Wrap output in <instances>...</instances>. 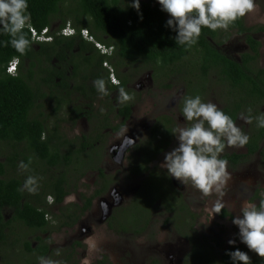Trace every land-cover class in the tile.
Returning a JSON list of instances; mask_svg holds the SVG:
<instances>
[{
	"label": "flooded vegetation",
	"instance_id": "obj_1",
	"mask_svg": "<svg viewBox=\"0 0 264 264\" xmlns=\"http://www.w3.org/2000/svg\"><path fill=\"white\" fill-rule=\"evenodd\" d=\"M63 19L54 18L50 26L49 33L53 36V40L48 44L56 47L54 49L51 47L41 48L40 45L34 44V54L31 53L30 57L20 58L17 73L18 76L21 74L28 76L35 88L36 103L56 105L55 114H51V116L57 118V124L55 123L54 128H48L44 131V141H47L49 137L51 143H57L60 137L64 143L73 134L75 139L70 138L69 141H74L73 145L76 148L80 146L79 142L81 141L89 154V156L86 154L84 159L87 164L83 165V168H79L83 171L84 176L78 175L77 188L73 189L59 206H48L51 213H54L52 210L55 209L60 223L56 222L51 214H47L50 217V219H45L47 223H52V226L55 227L65 221H69L70 224L62 226L52 233L49 232L44 235L41 232L34 233V236L48 239L49 254L47 257L60 260L63 264H78L76 259L80 260V258L85 257L86 251H81V248L85 244L83 240L87 235L92 234V229L86 228L87 225L83 223L82 219L86 214L92 212L95 201L99 199L101 213L100 217L95 219L99 226H107L110 230L115 229L114 232L116 233L124 231L133 235V232L139 233L147 227L153 229L155 226L158 227L160 216H162L161 225L169 227L177 237V241L169 245H162V247L149 249L146 252L142 251L139 254H131L129 258L124 255L125 264H232L231 258L226 253L235 251L237 248L247 252L252 264H264V259L249 251L239 238L234 246H223V241L220 240L221 231L224 229L223 224L231 219L234 214L240 213L244 202L258 205L259 201L264 199V137L261 134L262 128L257 127L255 119L251 124L244 122L245 126H240L250 137L249 143L244 146L246 152L239 154L232 148H226L221 154L223 159L224 156L230 157L227 159L228 171L235 174L223 197L226 204L225 208L220 214L214 215L210 222L202 223L201 218L200 223L198 210L203 217L206 206L209 203L212 209V204L217 199V195L204 196L192 186L190 181L181 183L169 176L165 169L160 168V164L164 162L165 154L171 151L174 146H178L175 137L178 135L176 131L178 125H188L180 108L184 98L199 95L203 100L206 94L207 97L209 93L215 94V90L212 88L214 86L207 80H189L188 84L191 87H186L185 93L184 91L181 92L178 97L176 95L172 98L168 97V110L165 112L159 108L155 112L157 115L153 120L148 121L150 114L144 111L143 96L140 97V95L149 93L150 90L151 94L155 95L152 93L155 90L152 89L156 86L158 88L156 82H161L162 78L175 74V72L168 70L164 73L158 71L159 68L153 69L146 67L143 62L136 63L131 58H124L117 45L112 44L108 36L103 35L101 41L104 43H101L96 33L92 35L91 31L89 33L94 41L114 49L111 56L102 55L92 42L86 41L79 33L71 37L76 40L75 45L66 48L65 43L59 42V40L65 41L59 35ZM68 23L72 26L71 22ZM259 28L261 27L254 28L250 33L259 44V56L252 61L251 65L254 70H264V67L259 65L261 43L255 38L257 33L264 32L257 31ZM232 34L239 35L232 32L230 36ZM239 36L248 46V51L245 53H250L251 48L247 44L245 36ZM68 40L72 39L68 37ZM219 47L217 49L223 53ZM254 54L252 52V55ZM242 56L239 60L226 57L241 62ZM32 63H34V67L32 74L29 75L28 71L31 69ZM109 67L116 79L120 81L119 85L111 83ZM98 78H103L107 82V89L110 93L108 96L101 97L94 87L93 81ZM195 83H197V87ZM217 85L224 86L221 93L220 86L218 89L225 102L219 108L229 116L234 113L236 117L233 120L236 121L237 125L241 122L239 117L242 113L248 115V109H251L253 117L264 114L263 96L253 95L254 97L250 98L243 95L244 99H241L240 93L242 92L231 88L228 84L218 83ZM121 86L134 97L132 101L124 104L118 102V91ZM239 105L240 108L235 113L234 108H238ZM177 116H180V119ZM60 118H66L70 124L75 123L78 127L73 130L69 128L65 130L58 122ZM30 119L47 122L45 118H33L31 115ZM253 142L258 144L257 148L254 147V151L253 147H250ZM236 155H242V157L232 159ZM253 157H257V161H253ZM2 161L0 159V162ZM118 171H120L119 175ZM40 172L39 177L47 171L42 170ZM135 175L141 176V178H137L140 179V184L132 192L130 205L121 208L122 201L119 200L117 193V179L121 178V182L125 179L128 181ZM88 176L95 178L92 183L95 189L86 195L80 190V182ZM245 181H250V183H244ZM73 193L77 194L76 201L66 203L65 200ZM188 193L193 195L195 193L197 197L190 198L187 196ZM199 194L203 197L198 198ZM50 196L53 198L54 204L55 199L52 195H48L45 202ZM156 203L161 208L156 212L154 210L149 221L151 207ZM133 205H137L139 211L131 220L132 223L128 224L129 220L125 214L131 212ZM4 215L6 219L10 218L9 212L6 211ZM72 221L74 222L72 223ZM75 230V237L64 246L58 245L51 238L56 233ZM9 231L7 230V232ZM187 232L190 235H187ZM204 235L210 237L211 240L205 241ZM198 238L201 239L198 240ZM9 242L0 243V250L5 247V243L11 244ZM36 246L37 243L34 242L33 247ZM58 249L61 253L59 256L56 255ZM110 251L116 254V250L111 249ZM98 257H101V260L95 258L96 261L92 263L103 264L105 258L111 260L109 255ZM18 258H11L8 262L12 261L10 264L19 263L21 261H18Z\"/></svg>",
	"mask_w": 264,
	"mask_h": 264
},
{
	"label": "trees",
	"instance_id": "obj_2",
	"mask_svg": "<svg viewBox=\"0 0 264 264\" xmlns=\"http://www.w3.org/2000/svg\"><path fill=\"white\" fill-rule=\"evenodd\" d=\"M127 1L133 3V0H27V3L32 28L38 33L50 28L54 18H64L59 30L71 22L79 32L86 29L92 35L96 33L101 43H104L101 40L106 35L112 44L117 45L124 58H131L136 63L143 62L146 67L159 68L158 71L164 73L168 70L175 73L186 72L196 81H206L207 76L213 75L218 83L228 84L242 92L241 99H244L243 95L250 98L253 95L264 97V70H254L251 67L252 61L259 56V44L250 35L253 28L245 26L244 17L228 30L212 31L202 28L197 44L187 49L175 42L177 33L166 26V12L159 5L140 2V9L137 11ZM257 31H264V27ZM25 32L31 45L24 55L17 53L10 43L5 46L11 37L0 32V156L3 160L0 162V243H11H5L3 247L7 260L20 257L24 259L18 258L21 264H39V257H47L49 254L48 239L35 236L37 246L33 247V242L29 240L30 232H41L44 235L70 224L65 221L55 227L46 222L47 214H51L56 222L60 219L56 213H51L45 198L48 195L54 196V206H59L77 188L78 175L83 172L79 168L87 164L84 159L88 151L81 141H78L80 146L77 148L73 145L74 141L67 140L63 143L60 137L57 143H51L49 137L44 141L43 133L50 128L49 124L30 119L32 111L39 107L35 101V88L28 76L21 74L12 77L6 73V67L14 56L23 59L34 54V44L51 49L56 46L48 44L51 42H34L30 30L25 29ZM232 32L244 35L251 48L250 53L242 56L241 62L226 57L217 49L227 41ZM61 39L65 41L59 42L65 43L66 48L75 45L76 40L71 37L72 40H68V37ZM252 52L255 54L252 55ZM30 67L29 75L32 74L34 63ZM239 108L240 105L234 108L235 113ZM235 117L233 113L231 118ZM261 134L264 137V128ZM21 145L25 146L21 151L12 149ZM257 145L253 142L250 147L254 151ZM224 157L230 159L229 156ZM241 157L242 155H236L232 159ZM22 161L29 164V170L23 174L18 170V163ZM42 170L47 172L39 177ZM29 175L39 178V190L36 194L20 191ZM6 211L10 218L6 219ZM2 259L4 258L0 255V261Z\"/></svg>",
	"mask_w": 264,
	"mask_h": 264
},
{
	"label": "clouds",
	"instance_id": "obj_3",
	"mask_svg": "<svg viewBox=\"0 0 264 264\" xmlns=\"http://www.w3.org/2000/svg\"><path fill=\"white\" fill-rule=\"evenodd\" d=\"M158 3L162 11L170 17L166 26L177 33L175 42L186 46L187 49L197 44L202 28L212 31L228 30L238 20L257 11L255 0H158ZM131 7L139 11L140 0H133ZM25 29L30 30L34 42L48 43L53 40L52 35L48 36L50 28H45L40 33L32 28L27 0H0V32L7 33L11 37L5 46L10 43L20 55H24L31 45ZM31 29L35 30V35ZM85 31L87 34H84ZM77 33L86 41L92 42L102 55H112L114 49L94 41L86 29L79 32L68 23L59 31L62 37H74ZM11 63L16 68L13 74L8 71ZM19 65V56H14L6 67V73L17 77ZM108 69L111 83L119 85L120 81L116 79L112 69L110 67ZM93 85L101 97L110 94L105 79L98 78L93 81ZM133 99L134 97L124 87H119L117 100L120 104ZM182 112L184 119L191 123L178 125L176 129L178 135L175 136L178 146L165 154L160 168L165 169L169 176L181 183L190 181L192 186L206 197L216 194L217 199L213 202L211 210L214 215H218L226 206L223 197L232 179L228 171V161L221 158V154L226 148H243L249 143L250 137L231 116L216 104L203 102L199 95L186 96ZM239 118L247 124H251L255 119L257 127L264 128V114L253 117L251 109H248V115L242 113ZM29 164L22 161L18 167L26 172L29 170ZM38 190L39 178L33 175L27 176L20 189L29 194H36ZM72 199L74 200V197ZM47 203V206L53 204L51 196L48 197ZM45 219L50 217L46 215ZM232 223L239 230L241 243L246 245L249 251L264 259V199H261L258 205L244 202L240 214L232 218ZM85 243L88 244L90 253L97 250V244L91 237L86 238ZM228 243L234 246L236 241L232 239ZM60 254V250H56V255ZM226 255L231 258L232 264H252L247 252L238 248L227 252ZM39 264H63V262L41 256ZM81 264H92L90 255H86L81 260Z\"/></svg>",
	"mask_w": 264,
	"mask_h": 264
},
{
	"label": "rangeland",
	"instance_id": "obj_4",
	"mask_svg": "<svg viewBox=\"0 0 264 264\" xmlns=\"http://www.w3.org/2000/svg\"><path fill=\"white\" fill-rule=\"evenodd\" d=\"M129 2V1H127ZM140 2H151L153 4L159 5L158 0H140ZM257 4V11L254 13H250L245 16V25L247 27L251 28H257V27H264V0H255ZM160 6V5H159ZM161 7V6H160ZM167 19H170L169 15L166 13ZM255 38L261 43V60L259 62V65L261 67H264V32L257 33L255 35ZM221 51L228 57L239 60L241 56L248 51V46L246 45L245 41L243 40L242 37H240L237 34H232L229 36V39L219 47ZM193 79L190 74H187L186 72L184 73H175L171 74L168 77L162 78L161 82H156L158 85L152 89L155 91H152L153 94H151V90L149 93H143L141 96H143V109L147 114L149 115V120L152 121L153 118L157 115L155 112L161 108V110H165V112L168 110L167 106V101L168 97H171L176 95V97L179 96L181 92L187 89L186 87H191L188 84V81ZM207 81L214 87H212L215 90V94L209 93L208 97L207 94L203 98V102H212L216 104L218 107L221 105L223 106L225 104L223 97H221L220 93L224 90V86L222 85H217L218 84V79L213 76L209 75L207 76ZM164 85V86H163ZM197 87V83H195ZM193 86V83H192ZM219 86H220V93H219ZM159 87H162V89H159ZM183 103V102H182ZM182 103L180 104V108L182 111ZM55 109L56 105L55 104H44L41 103L39 104V107L35 108L34 111L31 113V117L33 118H45L47 120V123L51 128L55 127V123L57 118H52L51 114H55ZM178 119H180V116H177ZM185 120V119H184ZM61 127L65 130L68 128L70 130H73L74 128L78 127V125H75V123L70 124L68 122V119L66 118H60L58 121ZM185 122L190 125L191 122H188L185 120ZM81 126V125H79ZM240 126H245L244 121L241 120V122L238 125ZM75 134V132H74ZM75 135L71 134L70 137H68V140L70 138H74ZM66 138V137H64ZM67 139V138H66ZM75 139V138H74ZM23 148H25L24 145H21L20 147L17 148H12L15 150L21 151ZM175 146L173 147V149ZM172 149V150H173ZM231 149V148H230ZM235 151H238L239 154L245 153L246 150L245 148H232ZM0 159H2L0 157ZM257 157H253V161H257ZM21 161V160H20ZM20 163H18L19 165ZM252 164V163H251ZM19 173L23 174L25 171H22L20 168H18ZM125 171V170H123ZM120 171H118L119 175ZM230 173V172H229ZM231 174V173H230ZM235 174H231L232 179ZM124 176V174H122ZM130 176V175H129ZM131 178V177H130ZM141 176L135 175L134 178H131L130 180L126 181V179L121 182V178L117 179L116 185L118 186V196L119 200L122 201V205H120L121 208L128 207L130 205L131 197H132V192L135 190V188L140 184V179ZM231 179V180H232ZM95 178L88 176L87 178L85 177L81 182H80V190L86 195H89L95 187L92 185L93 181ZM229 184L230 185V182ZM251 181V180H250ZM77 195V194H76ZM75 193L71 194L65 201L66 203H74L77 199V196ZM188 197L190 198H195L197 197V194L194 193H188ZM74 197V200L72 199ZM106 197V196H104ZM203 196L199 194L198 198H202ZM99 199L95 201V207L93 208L92 212L86 214V216L82 219L83 223L86 224V228L92 229V234L87 235L86 238L91 237L97 244V250L92 251L90 253L89 251V246L87 243H85L86 238L84 241L85 244L82 245L81 251H86V255H90L91 261H96V260H101V257L98 256H107L109 255L111 257V260L109 261L107 258H103V264H125V257L126 255L128 258L131 256V254H139L140 252H146V250L149 251V249H153L156 247H162V245H169L172 242L177 241V237H175V234L169 227H164L161 225V220L163 219L162 216H160L159 222H158V227L149 228L147 227L145 230H142L139 233H134L133 235H130L127 232H114L115 229H109L107 226H99L96 222L95 219H98L100 217L101 209L99 206ZM47 202V200H46ZM199 202V200H198ZM48 204V203H47ZM157 204V203H156ZM154 204L151 207L150 214H149V221L151 220L154 210L159 211L161 206L157 204ZM54 204H52V207ZM115 208V206H113ZM53 209V208H52ZM55 209L52 210V212L55 213ZM139 211V208L137 205H133L131 207V212H128L125 214L128 221V224H131V220L135 217V214ZM124 213V212H123ZM122 213V214H123ZM240 213L234 214V216L239 215ZM198 215L200 216V223H201V218H202V223H206L207 221L210 222L212 220V217L214 216L213 212L211 211V205L206 206V210L204 211V215L202 217V214L198 210ZM233 216V217H234ZM143 217V216H139ZM232 217V218H233ZM196 218V217H195ZM232 218L227 220L223 226L224 229L221 231L220 234V240L223 241V246L229 245L228 241L234 239L235 241L238 240L239 235H238V228L232 223ZM155 221V218H154ZM187 235H190L188 232L186 233ZM76 235V230L75 231H66V232H60L54 234L51 238L54 239L55 243L58 245H66L68 242L72 241L73 237ZM207 235V234H205ZM204 235V240L209 241L211 240L210 237ZM29 240L34 241V234L30 232ZM46 237H48L46 235ZM201 238H198L200 240ZM114 249L116 250V254L112 253L110 250ZM111 253V254H108ZM0 255L4 258L1 261V264H10L12 261L8 262L6 258V252L2 248L0 250ZM113 255V256H112ZM115 256V257H114ZM84 258V257H83ZM83 258H80V260L76 259V262L78 264H81V260ZM96 258V260H95ZM14 264H21V263H14ZM94 264V263H92Z\"/></svg>",
	"mask_w": 264,
	"mask_h": 264
},
{
	"label": "built area",
	"instance_id": "obj_5",
	"mask_svg": "<svg viewBox=\"0 0 264 264\" xmlns=\"http://www.w3.org/2000/svg\"><path fill=\"white\" fill-rule=\"evenodd\" d=\"M31 30H32V33L35 35L36 34L35 30L34 29H31ZM84 34H87V32L85 31ZM67 35H69V34H67ZM15 70H16L15 65L11 63L9 65L8 71L13 74L15 72Z\"/></svg>",
	"mask_w": 264,
	"mask_h": 264
}]
</instances>
